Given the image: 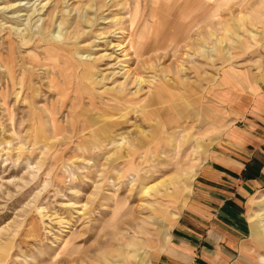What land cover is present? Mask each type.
I'll use <instances>...</instances> for the list:
<instances>
[{"label": "rangeland", "instance_id": "rangeland-1", "mask_svg": "<svg viewBox=\"0 0 264 264\" xmlns=\"http://www.w3.org/2000/svg\"><path fill=\"white\" fill-rule=\"evenodd\" d=\"M259 84L264 0H0V264H180ZM249 203L229 264H264V183Z\"/></svg>", "mask_w": 264, "mask_h": 264}, {"label": "crops", "instance_id": "crops-1", "mask_svg": "<svg viewBox=\"0 0 264 264\" xmlns=\"http://www.w3.org/2000/svg\"><path fill=\"white\" fill-rule=\"evenodd\" d=\"M248 94L240 119L246 123L231 128L227 146L210 153L175 223L180 264H229L241 252L249 200L264 183V84L251 86Z\"/></svg>", "mask_w": 264, "mask_h": 264}, {"label": "bare ground", "instance_id": "bare-ground-1", "mask_svg": "<svg viewBox=\"0 0 264 264\" xmlns=\"http://www.w3.org/2000/svg\"><path fill=\"white\" fill-rule=\"evenodd\" d=\"M150 35H151V33H149V34H146L145 38L148 40V39L150 38ZM143 38H144V37H142V36H141V37H139L138 47L142 46V44H141L140 40H141V39H143ZM145 38H144V39H145ZM144 41H146V40H144ZM142 42H143V41H142ZM144 45H145V44H144ZM144 45H143V47H144ZM135 49H136V48H135ZM136 50L138 51L139 49H136ZM146 191H148V189H147V188L145 189V192H146ZM144 256H145V254H144V255H142V258H139V260H144ZM142 262H143V261H142ZM143 264H144V263H143Z\"/></svg>", "mask_w": 264, "mask_h": 264}]
</instances>
